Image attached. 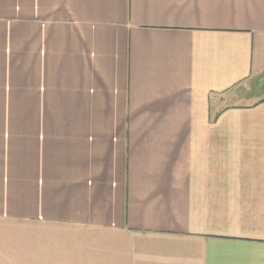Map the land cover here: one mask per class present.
<instances>
[{"label":"crops","instance_id":"0c3cea01","mask_svg":"<svg viewBox=\"0 0 264 264\" xmlns=\"http://www.w3.org/2000/svg\"><path fill=\"white\" fill-rule=\"evenodd\" d=\"M261 85L264 0H0V264H264Z\"/></svg>","mask_w":264,"mask_h":264},{"label":"rangeland","instance_id":"374dc122","mask_svg":"<svg viewBox=\"0 0 264 264\" xmlns=\"http://www.w3.org/2000/svg\"><path fill=\"white\" fill-rule=\"evenodd\" d=\"M255 87V84H250L249 87L244 88L243 93L247 94L248 92H251V90ZM256 99L264 97V86L261 85L260 89H258V92L256 94ZM229 101H232V99H229Z\"/></svg>","mask_w":264,"mask_h":264}]
</instances>
